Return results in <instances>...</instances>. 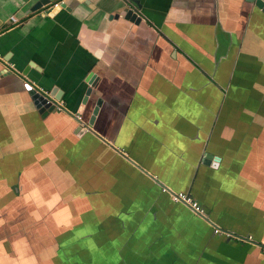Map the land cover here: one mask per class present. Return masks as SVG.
<instances>
[{
	"label": "crops",
	"instance_id": "crops-1",
	"mask_svg": "<svg viewBox=\"0 0 264 264\" xmlns=\"http://www.w3.org/2000/svg\"><path fill=\"white\" fill-rule=\"evenodd\" d=\"M135 1L0 0V264H264V15Z\"/></svg>",
	"mask_w": 264,
	"mask_h": 264
},
{
	"label": "water",
	"instance_id": "water-1",
	"mask_svg": "<svg viewBox=\"0 0 264 264\" xmlns=\"http://www.w3.org/2000/svg\"><path fill=\"white\" fill-rule=\"evenodd\" d=\"M257 10H259L263 15H264V0H248ZM129 3H131L133 6L136 5V1L135 0H128ZM58 8V7H57ZM125 19L129 20V21H137L139 20L138 17L136 16V14L133 11H127L126 15H125ZM25 88L30 96V99L37 111V113L39 114L40 118H44L46 117L52 110H54V105L50 102H48L46 99H44L42 96H40L38 93H36L31 87L30 85H25ZM55 89L52 88L51 91L49 92V96L53 98V100L58 101L59 99V93L55 94ZM98 104L99 102L97 101L94 109L92 110L91 113V117L88 121V124L91 125L92 124V120L94 118V116L97 113V108H98ZM84 133V129L82 128H76L74 130V134L76 136H80ZM216 159H214L211 155H205L203 157V164H207V165H213V163H215Z\"/></svg>",
	"mask_w": 264,
	"mask_h": 264
},
{
	"label": "built area",
	"instance_id": "built-area-1",
	"mask_svg": "<svg viewBox=\"0 0 264 264\" xmlns=\"http://www.w3.org/2000/svg\"><path fill=\"white\" fill-rule=\"evenodd\" d=\"M60 3H56L53 4L51 6V8L55 9L57 7H59ZM30 87L36 92L38 93L40 96H42L44 99H46L48 102L52 103L54 105V108H59V106H57L58 102H55L51 99H53L52 97L49 96V94L46 91H43L42 89L36 87V86H31ZM73 117L75 118V120L80 121V115L79 114H74ZM169 198L172 202L175 203H180L184 206H186L194 215L200 216V217H204V210L201 206H199L195 201H193L188 195L182 194V193H169ZM212 233L214 235H224L225 238L230 239L231 235L229 233L226 232H222L220 229H218L217 227H213L212 228ZM233 239L241 241V242H247L250 241V237H246V238H238V237H233ZM259 252L264 256V243L263 244H259L256 245Z\"/></svg>",
	"mask_w": 264,
	"mask_h": 264
}]
</instances>
